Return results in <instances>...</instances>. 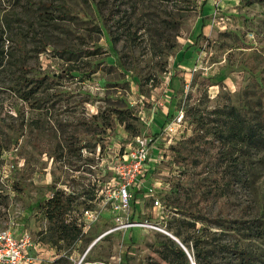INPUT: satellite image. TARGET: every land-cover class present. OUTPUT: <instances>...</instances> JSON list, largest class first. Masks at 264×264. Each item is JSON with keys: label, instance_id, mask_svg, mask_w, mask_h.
Returning <instances> with one entry per match:
<instances>
[{"label": "rangeland", "instance_id": "obj_1", "mask_svg": "<svg viewBox=\"0 0 264 264\" xmlns=\"http://www.w3.org/2000/svg\"><path fill=\"white\" fill-rule=\"evenodd\" d=\"M117 111L131 131L97 135ZM263 116L264 0H0V231L29 233L40 264H168L167 233L191 238L193 219H246L264 264V146L247 140ZM136 136L156 141L145 185L163 208L143 189L118 214L112 168ZM56 189L78 223L98 212L79 241L51 242L39 207ZM127 215L152 227L114 230Z\"/></svg>", "mask_w": 264, "mask_h": 264}, {"label": "trees", "instance_id": "obj_2", "mask_svg": "<svg viewBox=\"0 0 264 264\" xmlns=\"http://www.w3.org/2000/svg\"><path fill=\"white\" fill-rule=\"evenodd\" d=\"M51 5L42 4L40 9L43 13L40 16V25L48 27L52 23L53 17L46 12ZM55 9H62V6ZM59 54H68L73 56L76 52L69 48H63L57 51ZM74 69H71V73ZM36 81L23 77V84L28 88ZM27 97L34 95L31 89L25 93ZM26 97V98H27ZM102 116V113L100 114ZM100 115L94 117L96 120ZM262 116V113H261ZM133 119L131 115H127L122 111H117L110 115L108 120L102 122V127L97 130V135L105 134L106 132L116 129L118 125H124L125 129L130 132L131 127L129 120ZM160 134H156L158 138ZM155 139L152 140L150 146L153 147ZM247 140L254 147L264 146V116L259 122L251 127L248 132ZM2 152L0 150V158ZM234 165V164H233ZM225 170L221 174L223 189L225 195H234L236 184L239 182L241 174L238 172V167L235 164L233 167ZM75 198L73 194L67 193L63 189H56L50 198L40 204V211L49 223L50 239L53 244L76 242L81 239L83 233V224L78 223L75 217L72 216L74 210ZM207 219H193V221L183 220V224H189L194 228L195 235L191 238H182V231L177 229L175 233L170 227L173 235L188 249L196 264H263L261 256L258 253L250 250V245L253 242L252 236L254 232H258L252 227V224L246 219H209L213 224L207 225L202 229L197 230V222ZM209 222V221H208ZM172 225V224H171ZM216 228L217 231H212L211 228ZM190 245V246H189ZM162 258L168 264H192L190 258L182 247L173 239L169 238L164 250L161 252Z\"/></svg>", "mask_w": 264, "mask_h": 264}, {"label": "built area", "instance_id": "obj_3", "mask_svg": "<svg viewBox=\"0 0 264 264\" xmlns=\"http://www.w3.org/2000/svg\"><path fill=\"white\" fill-rule=\"evenodd\" d=\"M150 139L142 136L134 137V146L130 152L123 156L112 168L115 192L112 196V209L114 212L128 214L133 198L140 190H145L146 195L154 198V211L161 210L163 205L159 198L155 199L156 187H147L145 179L151 168ZM99 218L98 212L85 209L81 213L80 222L83 224V232H86L91 224ZM123 219H128L127 221ZM118 226L114 230L128 228H150L147 222H133L127 215L117 216ZM113 230V231H114ZM163 232L167 233L163 230ZM36 248L29 233L14 235L10 231H0V264H40L30 251Z\"/></svg>", "mask_w": 264, "mask_h": 264}, {"label": "water", "instance_id": "obj_4", "mask_svg": "<svg viewBox=\"0 0 264 264\" xmlns=\"http://www.w3.org/2000/svg\"><path fill=\"white\" fill-rule=\"evenodd\" d=\"M167 235L173 239L174 241H176L181 247L182 249L186 252V254L188 255V257L190 258L192 264H196L190 254V252L188 251V249L180 242V240L178 238H176L174 235L170 234V233H167Z\"/></svg>", "mask_w": 264, "mask_h": 264}, {"label": "crops", "instance_id": "obj_5", "mask_svg": "<svg viewBox=\"0 0 264 264\" xmlns=\"http://www.w3.org/2000/svg\"><path fill=\"white\" fill-rule=\"evenodd\" d=\"M19 234H20V233H19ZM19 234H18V235H19Z\"/></svg>", "mask_w": 264, "mask_h": 264}]
</instances>
